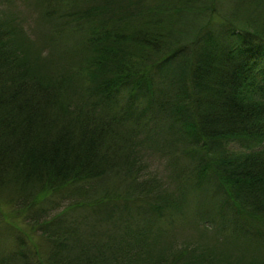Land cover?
<instances>
[{
	"label": "trees",
	"instance_id": "trees-1",
	"mask_svg": "<svg viewBox=\"0 0 264 264\" xmlns=\"http://www.w3.org/2000/svg\"><path fill=\"white\" fill-rule=\"evenodd\" d=\"M49 3L57 62L0 4V264H264V0Z\"/></svg>",
	"mask_w": 264,
	"mask_h": 264
},
{
	"label": "rangeland",
	"instance_id": "rangeland-1",
	"mask_svg": "<svg viewBox=\"0 0 264 264\" xmlns=\"http://www.w3.org/2000/svg\"><path fill=\"white\" fill-rule=\"evenodd\" d=\"M47 3L50 4L49 0H0V4L5 5L9 9L8 16L14 18L13 22L18 31L19 40L27 44V46H25L24 43L19 41L22 43V46H20L21 52L27 53L30 49L34 55H37V52L39 51L38 58L50 61L56 58L55 62H57V58L60 59L65 56L60 49H51L53 32L50 28L49 22L43 18L44 8H47ZM26 47L29 48L26 49ZM153 160L154 162L152 163V166L157 168L158 161H156V158ZM160 169L164 178H172L175 175L177 177L180 176V180H183V172L181 173V171H177L173 167L165 169L162 165L160 166ZM180 180H178V183ZM1 195L0 205H2L3 209H6V191L2 190ZM181 231L184 235L190 236L196 234V230L191 226H189V229ZM262 236L260 241L253 243L252 254L261 252L263 255L262 258H264V232L262 233Z\"/></svg>",
	"mask_w": 264,
	"mask_h": 264
}]
</instances>
